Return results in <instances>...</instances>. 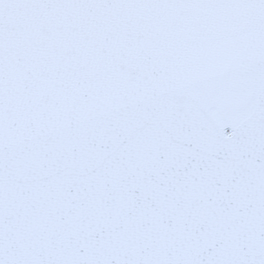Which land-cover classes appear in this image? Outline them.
Segmentation results:
<instances>
[{"label": "snow or ice", "instance_id": "snow-or-ice-1", "mask_svg": "<svg viewBox=\"0 0 264 264\" xmlns=\"http://www.w3.org/2000/svg\"><path fill=\"white\" fill-rule=\"evenodd\" d=\"M0 264H264V0H0Z\"/></svg>", "mask_w": 264, "mask_h": 264}]
</instances>
